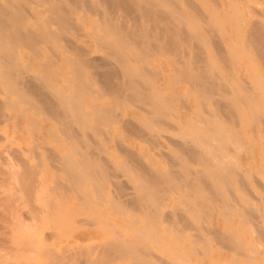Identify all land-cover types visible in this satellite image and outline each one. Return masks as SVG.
Here are the masks:
<instances>
[{
	"label": "bare ground",
	"instance_id": "6f19581e",
	"mask_svg": "<svg viewBox=\"0 0 264 264\" xmlns=\"http://www.w3.org/2000/svg\"><path fill=\"white\" fill-rule=\"evenodd\" d=\"M248 2L0 0V115L7 114L9 110L10 116L15 111L24 116L25 110L32 109L33 117L26 115V119L23 117L22 120L18 114L21 120L11 119L13 128L17 127L16 131L20 127L28 134L44 127L42 125L47 122H39L46 117L57 122L55 126L50 124L46 135L47 142H52L54 149L48 152L45 148L41 153L47 152L49 160L56 161L52 162L54 168L50 165L54 169L50 177L45 181L39 179L41 176L38 177L37 163L34 162L37 155L33 150L40 147V151L44 142L47 146L45 140L41 145L36 139L38 143L30 142V155L35 153L33 163H24L23 158L19 173L15 170L25 199L40 184L44 188L43 205L30 204L27 218L38 221L41 217L38 222H44L50 228L62 216H69L72 220L71 217H74L75 222H72V227L70 222V226L66 225L70 231L74 228L67 236L58 231L50 232L45 235L46 238L43 236L49 240L41 238L40 247L29 243L30 247L27 241V252L24 251L23 256L18 253V261L17 256L15 262L8 261L6 264H34L31 260L35 254H53L51 248L54 246H48L52 242L49 243L50 239L76 238L77 233L89 235V238L95 230H103L105 234L86 244L74 240L70 246L75 254L86 257L91 264H118L119 261H123L122 264H240L242 259L248 264H264V225L253 219L260 216L263 220L261 202L255 200L257 197L251 199L236 190L237 183L246 184L247 169L253 170L252 164H243L239 154L250 142H254L256 147L259 145L255 144L257 141L264 142V13L258 18L249 16L248 13L254 10H249ZM78 29H83L79 35L74 32ZM73 33L78 36L75 38ZM88 41L102 51L101 56L96 53L97 58L89 54ZM166 62H171L173 67H168L170 70L165 69ZM131 103L140 105L146 113L143 115L139 111L134 114L146 127L144 136L152 142V146L159 143L162 129L176 128V132L170 129L178 138L173 135L176 140L163 141L169 150L167 166L158 165L159 161L158 166H154L152 160L155 162L157 157H149V161L145 158L141 160L130 150L124 152L123 159H118L121 157L118 155L116 159L112 155L111 159L101 155L103 152L108 155L109 139L121 137L122 131L117 125L123 116L117 122L118 115L122 110H129ZM11 110L14 111L11 113ZM26 111L25 114H28ZM7 115L3 117L9 118V113ZM123 126L139 128L129 119ZM129 140L131 144L135 143ZM111 144L112 141L109 145L112 149L114 145L111 147ZM123 144H126L125 140ZM245 154L244 157L247 156ZM42 156V161L48 160L47 156ZM160 157V160L166 159L165 156ZM12 159L1 161L0 171L5 168L13 170L16 161ZM162 162L165 165V160ZM260 169L263 173L264 170ZM119 171L128 174L133 193H126L119 180L111 179ZM124 176L126 178L127 175ZM254 176L256 178V174ZM4 179L10 180V177ZM109 182L114 186L111 192L108 189L110 193L107 191ZM18 190L20 193V188ZM70 190L73 193L69 192L68 201L69 197L64 194ZM63 201L65 204L60 205ZM168 201L170 207L166 209ZM106 212L110 213L109 218ZM226 213L237 214L244 225L253 228L256 242L245 243L248 240L244 242L242 238L247 237L249 232L245 235V230L248 229L244 226L246 237H241V233L239 236L235 228L228 225L229 222L226 224ZM112 214H117L119 219H113ZM214 214L220 219L225 217L222 220L227 226L214 227ZM116 221L120 224L117 225ZM14 223L20 222L15 220ZM36 225H33L34 229L38 228ZM125 225L131 226L132 230H127ZM189 228V234L194 231L193 236H188ZM26 233L22 235L27 236ZM16 237L17 243H20L22 236ZM16 239L11 240L14 242ZM213 239L234 248V253L239 256L235 255L237 258L224 263L218 258L214 262L196 260V263H191L193 258L190 262V255L187 257L182 252V248H186L185 251L205 256ZM185 240L186 245L183 244ZM11 243L3 246L0 243V261L3 257L9 259L13 254L16 256L14 252L20 250L21 243ZM65 246L67 244L64 243ZM154 248L161 249V253ZM212 250H215L214 247ZM205 258H208L207 255ZM260 258H263L261 262Z\"/></svg>",
	"mask_w": 264,
	"mask_h": 264
},
{
	"label": "rangeland",
	"instance_id": "374dc122",
	"mask_svg": "<svg viewBox=\"0 0 264 264\" xmlns=\"http://www.w3.org/2000/svg\"><path fill=\"white\" fill-rule=\"evenodd\" d=\"M239 1V0H238ZM241 1V0H240ZM243 1V0H242ZM254 1H255V3H254ZM249 0V5H250V11H252V9L254 10V12L252 11V13H254V14H252V13H248L249 14V16H251L252 18L253 17H255V18H258L259 16H261L262 15V13H264V11H263V9L264 8H262V6L264 7V1L263 0ZM253 3V4H252ZM252 4V5H251ZM258 9V11H257V9ZM260 10H262V11H260ZM256 13H258V14H256ZM251 14V15H250ZM80 30V31H79ZM81 30H83V29H78L77 31H74L75 32V34H77L78 33V35H79V32H81ZM83 32V31H82ZM74 33H73V35L75 36V38L78 36H76ZM70 35V34H69ZM71 36V35H70ZM75 38H73V39H75ZM72 38H71V40H73ZM87 44H89V45H87ZM91 45H93L92 43H91V41H88V42H86V46L87 47H89V54L91 55V56H93V57H97V55L99 54L100 56H101V54H102V51L100 52V50H97V48H95V47H93V46H91ZM84 46V45H83ZM90 47H91V49H90ZM95 48V49H94ZM96 51V52H95ZM91 52V53H90ZM96 53H98V54H96ZM93 54V55H92ZM99 57V56H98ZM97 57V58H98ZM39 59V58H38ZM171 63V62H170ZM169 62L167 63H165L164 65H165V69L166 70H170V68L171 67H173L172 66V64H170ZM171 65V66H170ZM168 67H170L169 69H168ZM29 73H31L30 71H29ZM130 105H132V103L130 104ZM136 106H138L139 107V109H138V107H136ZM133 107H136V109L135 108H133ZM130 108L131 109H133V110H130ZM125 110H127V111H124V110H122V112H120L119 113V115L121 114V116H119L118 115V119H117V122H118V120H119V118H121L122 116L124 117H122L119 121V124L118 123H116V124H118L117 125V127L118 128H120V130L122 131V135L120 134V138H118V139H116V138H111V139H109L110 141V143H111V141H112V144H111V147L113 146V148L111 149L110 148V143H108V147L110 148H108V155L106 154V152L104 153H102L101 155H103V156H109L108 158L109 159H111L110 158V155H112L113 156V158H118L116 155H118V156H121V157H119L118 159H123V157L125 158V151L126 150H130V151H133L135 154H137V155H139V158L142 160L143 158H145L144 160L145 161H149L150 159H148L149 157L151 158L152 156V158L154 159V158H156V159H158L157 161H156V159H155V162L152 160V165H157L158 164V161H159V164L158 165H162L163 164V166H167V162L169 161V156H168V152H169V150H168V146H167V140L169 139V140H176L178 137H177V135H176V133H174V132H176V128H173V127H169V130H168V127H167V129H162V131H161V134H162V132H163V134L162 135H160L159 137L162 139H160L159 137V143H157V144H155V143H153V146H152V142L150 141V140H148L147 139V137L145 138V134H144V132L146 131L145 130V126L144 125H142V123L139 121V119L137 118V117H135V114L134 113H139V111L143 114V115H145L146 113L145 112H143V110H142V108L140 107V105H138V104H133L132 106H130L129 107V110H130V112H128L129 110L128 109H125ZM12 111H14V110H11V113H12ZM26 111V110H25ZM25 111H24V116L23 115H21V114H19L20 116V118L22 119V120H24V118L26 119V115H27V117L29 116V117H33L34 116V114H32V112H33V110L32 109H28V111H26V112H28V114L26 113L25 114ZM124 111V112H123ZM132 111H134L133 113H132ZM125 112H126V114H125ZM6 113L8 114L9 113V118H4V117H8V115L7 114H5V115H0V117H3V118H0V162L1 161H3V160H5V159H7L8 160V158H10L11 157V159L12 160H14L15 159V161H16V164H15V168H13V170L11 169V170H9V169H7V170H9L8 172H7V170H6V168H5V170H6V172L4 173V171L2 172V171H0V175H2V176H0V180H1V182H3L2 184H0V243H3V244H1V246H3V245H5V244H8V243H11V244H20V246H21V248H23L22 249V251H21V248H20V250L19 251H16V252H14V253H16V256H15V254H13V256H12V258L9 256V259L7 258V257H3V258H1L2 260L0 261V264H6V263H8V261L10 262V263H12V262H15L16 261V259H17V256H18V259H17V261L19 260V257H20V255L22 254V253H24V251H25V249H27V247H28V244L29 243H31L32 244V246L34 247H36V245L35 244H37V247H38V245H39V243H42L43 241H47L48 242V240H46V239H44L43 238V236H47V235H49V233L50 232H62V233H65V234H63V236L64 235H66L67 236V234L69 233L70 234V232L74 229V228H72V230L70 231V229H68L67 228V226H70V224H69V222L71 223V227H72V222H74V217H71V218H73V220L72 219H70V217L69 216H67V218L68 219H70V220H72V221H70V220H68L67 218H66V216H62V217H65L66 218V220L68 221H66L65 220V218H60V220L58 219L57 221L58 222H56L53 226L57 229V230H55V228L52 226V228H50V226L47 224H43L41 221L40 222H38L39 220H40V218H39V220L38 221H35L34 219V221H32L30 218L28 219L27 217L29 216V213L30 212H28V211H30V209H29V206H30V204H42L43 205V199H41V198H43L42 196H44V195H42V193L44 194V188H43V185L42 184H40L39 185V187H37V189H35L32 193H30V195H29V198H27V199H25L26 197H24V196H26V195H24L23 194V190L24 189H22L21 190V188H23V186H21V182L18 180V177H19V175L18 176H16V173L18 172L19 173V171H20V168L22 167V165H23V163H22V159L24 158V160L25 161H23L24 163H31L34 159V162L35 163H37V168H38V177L39 176H41V177H39V179H41V180H43V181H45V180H47L49 177H50V174L51 173H53V171H54V169H52V167H53V165H54V163L56 162L55 160H53V159H51L50 158V160H49V156H48V154L46 155V153L47 152H43V154H44V158L47 156L48 157V160H47V158L44 160V161H42L41 159L43 158V154H41L42 153V151H44L45 150V148H46V151H48L49 152V150L50 151H52V149H54L53 148V144H52V142H51V144H50V142H47V138H46V135H47V130H48V128H49V126H50V124H51V126H52V124L54 125V123H57V122H55V120L53 119H51V118H49L50 120H52V122L46 117L45 118V120L43 119V120H40V122L39 123H42V124H45L46 122V126L45 125H42V124H40V125H42V126H44V127H42L40 130H37V131H39V132H37V131H32V132H34V133H30V134H28V133H25L24 131H23V129L24 128H18V132L16 131V129H17V127H16V129H15V126H14V128H13V121H11V119L13 120V118H14V120H21V119H19L18 118V114H16L17 113V111H15L14 113H12L11 114V116H10V111L9 110H7L6 111ZM128 113H130V115L128 114ZM31 116H30V115ZM124 114V115H123ZM17 115V117L15 118L14 116H16ZM129 117H128V116ZM128 118H127V117ZM24 117V118H23ZM134 119H132V118ZM5 119V120H4ZM8 119V120H7ZM129 119V121H132L133 123H136L138 126H139V128L138 129H131V128H129V127H125V126H123V128H122V125L124 124V122L125 121H127ZM4 121V122H3ZM7 121H9V122H7ZM45 121V122H44ZM136 121V122H135ZM140 122V123H139ZM11 123H13V124H11ZM123 123V124H122ZM8 124H11L10 126L8 125ZM9 127H8V126ZM21 125H23V123L22 124H20V126ZM56 125V124H55ZM54 125V126H55ZM24 127V126H23ZM47 127V128H46ZM13 128V129H12ZM170 128H172V131L174 130V132L172 133L171 132V129ZM21 131H20V130ZM24 130H26V129H24ZM42 130H43V132H42ZM124 130V131H123ZM139 130V131H138ZM13 131V132H12ZM16 131V132H15ZM134 131H136V133L134 132ZM138 131V132H137ZM22 132V133H21ZM41 132H42V134H41ZM118 132H120L119 131V129H118ZM131 132V133H130ZM134 132V133H133ZM170 132H171V134H170ZM21 133V134H20ZM40 133V134H39ZM121 133V132H120ZM139 133H141V134H139ZM125 134V135H124ZM129 135V136H128ZM131 135V136H130ZM173 135H175L176 137H173ZM42 136V137H41ZM138 136V137H137ZM164 136V137H163ZM44 137V138H43ZM123 137V138H122ZM127 137H130V138H127ZM139 137H142V141H140L141 140V138H139ZM40 138V139H39ZM43 138V139H42ZM174 138H176V139H174ZM33 139V140H32ZM38 140V142L36 141V140ZM115 139V140H114ZM129 139H131V140H133L135 143H133L132 142V144L130 143L131 141L129 140ZM147 141L148 140V142H146L145 140ZM42 140V141H41ZM44 140L47 142V146H45L46 144H44L45 142H44ZM119 140H121V141H119ZM124 140H125V143L128 145V146H126V144H123L124 143ZM32 141H35V142H37L38 144H42V142H44L43 143V145H41L42 147H44V149L41 147V150L39 151V148H37V149H35V150H33L34 152L32 153V156L30 155L31 154V144H30V142H32ZM117 143H116V142ZM119 141V142H118ZM122 141H123V143H122ZM130 141V142H129ZM163 141H165V142H167V143H163ZM262 141L263 140H259V142L257 141L255 144H257L258 146L256 147L255 145H253L254 144V142H250V143H248L247 144V146H245V152L242 150L240 153L242 154V156H241V154H239V157H241V159H243V160H241L242 162H243V164L245 165V163L247 164V165H249V164H252V168H253V170H250V169H247L248 170V178H247V182H246V184H240V183H237V185H236V190L238 191V192H240V193H242V194H246L249 198H251V199H255L256 197V199L255 200H258L259 199V203L261 204V205H263V207L260 205V207H261V209H263L264 210V201H262L263 200V198H264V181H263V179L264 178H262V177H264V175H263V173L261 172V169L260 168H262V170H264V145H263V143H262ZM131 144H129V143ZM117 145H116V144ZM148 143H150L149 145H148ZM161 143V144H160ZM162 143H163V145H162ZM30 144V145H29ZM52 145V146H50V145ZM121 146H120V145ZM123 144V145H122ZM137 144V145H136ZM134 145V146H133ZM141 145V146H140ZM151 145V146H150ZM160 147H159V146ZM39 146V145H38ZM51 148H49V147ZM117 146V147H116ZM123 146V147H122ZM128 147V149H126L125 147ZM130 146L131 147H134L133 149L132 148H130ZM139 146V147H138ZM148 146V147H147ZM156 146H158L157 148V150H156ZM153 147V148H152ZM161 147H163L162 149H161ZM165 147H167L166 149H165ZM248 147H249V150H248ZM117 148V149H116ZM122 148V149H121ZM145 148V149H144ZM147 148H148V150H147ZM159 148L161 149V150H159ZM33 149V148H32ZM113 149H114V151H113ZM121 149V150H120ZM140 150V151H138V150ZM150 149V150H149ZM155 149V150H154ZM256 149H257V151H256ZM109 150L111 151V152H109ZM119 150L120 151H123V152H119ZM144 150H146L145 152H144ZM159 150V151H158ZM166 150V151H165ZM255 150V151H254ZM136 151V152H135ZM151 151V152H150ZM156 153H154V152ZM161 151V152H160ZM168 151V152H167ZM247 151V152H246ZM249 151H251V153L249 152ZM254 152V154H253V152ZM39 152V153H38ZM142 153L143 155H141V157H140V154H138V153ZM150 154H149V153ZM256 152H257V155H256ZM262 152V153H261ZM9 153V154H8ZM15 153V154H14ZM111 153V154H110ZM152 153V154H151ZM154 153V154H153ZM159 153H160V156H165L164 158H166V159H164L165 160V165H164V162H162V161H164L163 159H161L160 160V158L158 157V155H159ZM164 153V154H163ZM245 153H248V154H245ZM2 154V155H1ZM18 154H19V156H18ZM33 154H35V156H36V158L37 159H40V161H38V160H36V158H34V155ZM113 154H115V155H113ZM122 154V155H121ZM144 154H145V156H144ZM163 154V155H162ZM166 154V155H165ZM247 155V156H243V155ZM250 154H251V156H250ZM252 154H253V157H252ZM261 154H262V156H261ZM10 155V156H9ZM41 156V157H40ZM111 156V157H112ZM249 156V157H248ZM258 156V157H257ZM19 160L18 162H17V159ZM244 157V158H243ZM257 157V158H256ZM2 158V159H1ZM34 158V159H33ZM151 158V159H152ZM163 158V157H162ZM253 158V159H252ZM254 158H255V160H256V164H255V160H254ZM168 159V160H167ZM21 160V161H20ZM143 160V161H144ZM166 160H167V162H166ZM253 160H254V163H253ZM40 162V163H38V162ZM51 163H50V162ZM22 163V165H21V163ZM41 162H43V163H41ZM45 162H46V164H45ZM48 162V163H47ZM52 162H54V163H52ZM153 162L155 163V164H153ZM19 163V164H18ZM33 163V162H32ZM50 163V164H49ZM18 164V165H17ZM38 164L40 165V166H38ZM257 165V166H254V165ZM19 166L18 167V169L16 168L17 166ZM43 165V166H42ZM50 165H52V167L50 166ZM157 165V166H158ZM260 167V168H259ZM44 169V171H43V169ZM52 170V172H51V170ZM54 168V167H53ZM40 169V170H39ZM254 169L256 170L257 169V171H254ZM15 170H18L17 172L15 171ZM242 172H244L245 171V169H240ZM246 170V171H247ZM250 170V171H249ZM11 171V172H10ZM12 171H13V174H12V178H11V175H10V173H12ZM43 171V172H42ZM252 171V172H251ZM260 171V172H259ZM14 172H15V174H14ZM41 172H42V174H41ZM250 172L251 173H253V174H251V176H250ZM262 174L263 176H261L260 174ZM7 173V174H6ZM47 173V174H46ZM9 174V175H8ZM122 176H121V175ZM256 174V178H255V175ZM44 175H45V177H44ZM118 175V176H117ZM116 176H114V178L112 177H110L112 180H119L120 182L119 183H121V185H122V190H124L126 193H128V194H130V193H133V188H132V186H131V182H130V180L128 181V174L127 173H124V171H119V173L117 174ZM124 175H127L126 176V178H124L125 176ZM8 176V177H7ZM13 176H14V178H13ZM60 176V175H59ZM253 176V177H252ZM258 176V177H257ZM3 177V178H2ZM9 177H10V180H5L4 178H7V179H9ZM259 177L260 178H262V180L261 179H259ZM116 178V179H115ZM19 179H20V177H19ZM123 180V181H122ZM261 180V181H260ZM4 181H6V182H4ZM125 181V182H124ZM251 181V182H250ZM263 181V182H262ZM0 182V183H1ZM11 182V183H10ZM18 182H20V183H18ZM249 182H250V184H249ZM257 184H256V183ZM8 184H10V185H8ZM112 186H111V185ZM258 184H260L259 186H257ZM4 185V186H3ZM19 185V186H18ZM108 187L109 188H107V191H108V193H110L111 192V190H113V188H114V186H113V184L111 183V182H109L108 184ZM240 185H241V188H244V190H247V191H245V192H243L244 190L243 189H241L240 188ZM244 185V186H243ZM249 185H250V187H249ZM253 185V186H252ZM263 185V186H262ZM112 188H111V187ZM243 186V187H242ZM260 187V188H259ZM20 188V193H19V189ZM125 188V189H124ZM128 188V189H127ZM130 188V189H129ZM132 188V189H131ZM252 188L255 190V191H253L252 190ZM262 188V189H261ZM7 189V190H6ZM110 190V192H109V190ZM259 189H261V190H259ZM43 190V191H42ZM243 190V191H242ZM262 190H263V192H262ZM9 191V192H8ZM250 191H251V193H250ZM259 193V195H257V192ZM260 191V192H259ZM69 192H71V190L70 191H68V193H66V194H64V196H67V197H69L70 196V194L71 193H73V192H71V193H69ZM35 193V194H34ZM249 193V194H248ZM255 193V194H254ZM13 194V195H12ZM22 194V195H21ZM32 194V195H31ZM253 194V195H252ZM261 194V195H260ZM8 195L10 196V201H8L7 202V200L9 199V197H8ZM251 195V196H250ZM257 195V196H256ZM72 196V195H71ZM253 196V197H252ZM263 196V197H262ZM5 197H8L7 199L5 198ZM13 197H15V198H13ZM16 197H17V199H16ZM21 197V198H20ZM11 198H12V200H11ZM260 198H261V200H260ZM40 199V200H39ZM4 200H6V201H4ZM39 200V201H38ZM70 200V197H69V199H68V201ZM24 201V202H23ZM37 201H38V203H37ZM169 201H170V199H169ZM168 201V207L166 208V209H169V207H170V202ZM29 202V203H28ZM263 202V203H262ZM8 203V204H7ZM68 203V202H67ZM10 204V205H9ZM23 204V205H22ZM26 204H27V206H26ZM65 204V201H63V202H61V204L60 205H64ZM2 206V207H1ZM10 208H9V207ZM13 208H12V207ZM16 206H18V207H15ZM7 207H8V209H7ZM23 207V208H22ZM28 209H27V208ZM7 209V210H6ZM16 209V210H15ZM18 209H19V211H18ZM21 209V210H20ZM5 211V212H4ZM13 211V212H12ZM16 211V212H15ZM15 213V215H13ZM105 214H107L106 216L109 218V215L108 214H110L109 212H106ZM2 215V216H1ZM3 215H4V217H3ZM113 215V214H112ZM112 215H110V216H112ZM14 216V217H13ZM25 217V219H23L24 217ZM116 216H117V214H114L113 216H112V218L113 217H115V218H113V219H116V220H118L117 218H116ZM218 215H213V218H215V219H213L212 218V220H214L215 221V223H214V221L212 222V225L214 226V227H218V228H223L224 227V225H226L228 222H229V224L228 225H230L232 228L234 227L235 228V231H236V233L239 235L240 233L243 235H241V237H248V239H246V238H242V239H245V240H243L244 242L246 241V240H248V241H246L245 243H247V244H249L250 242L249 241H253L252 243H255L256 241V238H254L253 237V235L255 234L253 231H252V229L253 228H249L248 227V225L246 226V225H244L243 224V222L242 221H240L241 219H240V216L238 217V215L237 214H230V213H226V216H228V217H224V218H221L220 219V217L218 216ZM3 217V218H2ZM8 217V218H7ZM9 217H10V219H12L11 221H10V219H9ZM17 217H19V218H17ZM236 217V218H235ZM238 217V218H237ZM6 218V219H5ZM38 218V217H37ZM216 218H217V221H216ZM260 218V219H259ZM259 218L257 217V218H253V219H256L257 220V222H259V223H262L263 225H264V216H263V220H262V218L259 216ZM27 220L28 222H25L26 223V225H25V227H23L22 228V226H24V224H23V222H22V220ZM222 219H224V220H227V222H226V224L224 223V221L222 220ZM240 219V220H239ZM15 220H17V223H18V220H19V222L20 223H18V224H16V223H14V221ZM65 221V222H63V221ZM230 220H231V222H230ZM3 221V222H2ZM6 221V222H5ZM13 221V222H12ZM29 221H31V223H29ZM60 221H62L64 224H62V222H60ZM240 221V222H239ZM261 221V222H260ZM11 222V223H10ZM22 222V223H21ZM32 222H33V225H36V224H40L39 226H37L38 228H36V229H34V226L32 225ZM35 222V223H34ZM117 222V221H116ZM242 222V223H241ZM254 222H256L255 220H254ZM58 223H61V224H58ZM75 223V222H74ZM13 224V225H12ZM23 224V225H22ZM28 224V225H27ZM67 224H69V225H67ZM120 224V222L118 221L117 222V225H119ZM241 224H243V228L241 227ZM32 225V226H31ZM67 225V226H66ZM115 225H116V223H115ZM240 225V226H239ZM9 226V227H8ZM10 226H12V227H10ZM15 226V227H14ZM31 227L30 229H29V227ZM35 226V227H36ZM57 226V227H56ZM133 226V225H132ZM227 226V225H226ZM225 226V227H226ZM248 229V230H245V235H246V232L248 233L249 232V234H247L246 236L244 235V231H243V229L245 228V227ZM250 226V225H249ZM17 227V228H16ZM19 227V228H18ZM26 227H28V228H26ZM70 227V228H71ZM125 227H126V229L127 230H132V227L131 226H127V225H125ZM128 227V228H127ZM133 227H135V226H133ZM251 227V226H250ZM9 228H10V230H9ZM12 228V229H11ZM15 230H14V229ZM26 228V230H24V233H22L23 232V229H25ZM16 229H17V231H16ZM29 229V230H28ZM39 229H41V230H39ZM53 229V230H52ZM125 229V230H126ZM190 229V228H189ZM193 229V228H192ZM249 229H251V231L249 230ZM6 230V231H5ZM55 230V231H54ZM60 230V231H59ZM238 230V231H237ZM16 231V232H15ZM27 231V233H26V235L27 236H23V235H25V232ZM32 233H31V232ZM36 231V232H35ZM97 231V232H96ZM188 232H187V234H189V232H191V229H190V231L189 230H187ZM4 232V233H3ZM9 232V233H8ZM12 232V233H11ZM17 232H19V233H17ZM30 232V233H29ZM57 232V233H58ZM96 232V233H95ZM193 230H192V235H191V233L188 235V236H193ZM251 232V233H250ZM3 233V234H2ZM17 233V234H16ZM45 233V234H44ZM93 233H94V235H96V236H94V235H91L89 238L87 237V236H89V235H84V236H82V235H78V233L77 234H75V236H76V238H74L73 236H68L66 239L64 238V237H57L58 239H61V241L59 240L58 241V239H53L55 242H53V240H51L50 239V241H49V243L50 244H52V245H48L49 247H51V246H54V247H52L51 249H53V254H51V253H49V255H44V254H38V256H36L37 254H35L34 256H33V258H32V262L34 263V264H38V262H39V264H47V262L50 264H91V262L90 261H88V259L86 258V257H84V256H82V255H79V254H75V251L72 249L71 250V245H72V242H74V240L75 241H78V243H80V244H86V243H91V242H94V241H96L97 239H100V238H102L103 237V235L105 234V231H103L102 230V232H101V230H95V231H93ZM101 233H103V234H101ZM254 233V234H253ZM4 234H5V236H4ZM10 234V235H9ZM15 234V235H14ZM21 234V235H20ZM23 234V235H22ZM29 234V235H28ZM32 236H31V235ZM252 234V236H249V235H251ZM14 235V236H13ZM99 235H102V236H99ZM239 235V236H240ZM16 236H22V237H20V240H19V242L20 243H17V239L16 238H18V237H16ZM46 236H45V238H46ZM100 238H99V237ZM7 238V240H8V243H4V242H6L7 240H6V238ZM10 237V238H9ZM14 237H15V241L13 242L11 239H13L14 240ZM29 237V238H28ZM30 237H33L32 238V240L30 239ZM86 237V238H85ZM251 239H250V238ZM255 237H256V235H255ZM43 239V241H42V239ZM78 238V239H77ZM27 239V240H26ZM29 239L31 240V241H29ZM65 239V240H64ZM250 239V240H249ZM11 242H10V241ZM23 240H25V241H23ZM93 240V241H92ZM167 241H168V239H166ZM4 241V242H3ZM22 241V242H21ZM27 241H28V244H27ZM35 243H34V242ZM42 241V242H41ZM83 241V242H82ZM86 241V242H85ZM216 240H211V247H210V251L208 250V252H207V257L208 258H205L206 257V255L204 256V254H202V253H197V254H199V255H197L196 253H193V252H191V251H185V249L186 248H182V252L185 254L186 253V256L188 257V255H190V257H188L189 258V261L191 262L192 261V258H193V261L191 262V263H196L197 261L198 262H214V261H216V259L218 258L219 260H223L222 262L224 263V262H227V261H229L230 259H233V258H237L239 255L237 254H235L236 253V250H233L234 248H232V247H230V246H227V245H221L219 242L217 243V241L215 242ZM59 242V243H58ZM187 241L185 240V242L183 243V244H185ZM44 243H46V242H44ZM53 243H56L55 245L53 244ZM64 243L65 244H67V246H65L64 247ZM213 243H215V244H213ZM23 244H24V246H23ZM31 244H29V246L31 247ZM57 244H59V246L57 245ZM62 244V245H61ZM182 244V243H181ZM214 246H213V245ZM221 246H220V245ZM27 245V246H26ZM186 245V244H185ZM56 246V247H55ZM227 248H226V247ZM26 247V248H25ZM39 247H40V245H39ZM213 247H214V249L215 250H212L213 249ZM229 247V248H228ZM218 248V249H217ZM158 249V248H157ZM156 248H154V250H157ZM160 250L161 249H158V251H159V253H161L160 252ZM219 250V251H218ZM158 251H157V253H158ZM27 252V250L25 251V253ZM55 252V253H54ZM156 252V251H155ZM235 252V253H234ZM18 253H20V255L18 254ZM58 253V254H57ZM72 253V254H71ZM189 253V254H188ZM215 253V254H214ZM18 254V255H17ZM63 254V255H62ZM65 254V255H64ZM200 254H202L201 255V257H200ZM212 254H214V255H212ZM24 254H22V256H23ZM42 255V256H41ZM51 255V256H50ZM62 255V256H61ZM77 255V256H76ZM193 255V256H192ZM196 255H197V257L198 258H196ZM237 257H236V256ZM36 256V257H35ZM41 256V257H40ZM51 257V258H49V257ZM262 257H263V255H261ZM261 256H259V257H261ZM15 258V260H14V258ZM43 257V258H42ZM192 257V258H191ZM204 259H203V258ZM209 257L211 258V259H209ZM240 257L242 258V256L240 255ZM39 258V259H38ZM55 258V259H54ZM82 258V259H81ZM240 258V259H241ZM35 259V260H34ZM37 259H38V261H37ZM51 261H49V260ZM206 259H209V260H206ZM214 259V260H213ZM34 260V261H33ZM48 260V261H47ZM54 260V261H53ZM197 260V261H196ZM202 260V261H201ZM212 260V261H211ZM260 261L259 262H261V260H263V258L261 259H259ZM35 261H37V262H35ZM57 261V262H56ZM58 261H60V262H58ZM244 259H242L241 261H239L240 262V264L241 263H244V264H248V262L245 260L244 262ZM53 262V263H52ZM121 261H119L118 262V264H122V262L120 263ZM114 263V262H113ZM113 263H110V264H113ZM117 262H115V264H116ZM29 264H31V263H29Z\"/></svg>",
	"mask_w": 264,
	"mask_h": 264
}]
</instances>
